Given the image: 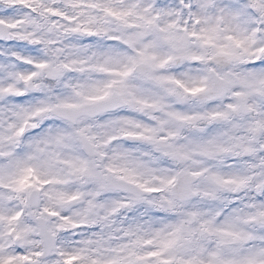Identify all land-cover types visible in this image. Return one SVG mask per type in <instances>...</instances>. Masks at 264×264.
Wrapping results in <instances>:
<instances>
[{"label": "clouds", "instance_id": "9594fccd", "mask_svg": "<svg viewBox=\"0 0 264 264\" xmlns=\"http://www.w3.org/2000/svg\"><path fill=\"white\" fill-rule=\"evenodd\" d=\"M0 264H264V0H0Z\"/></svg>", "mask_w": 264, "mask_h": 264}]
</instances>
